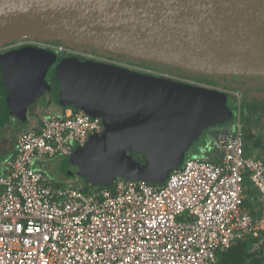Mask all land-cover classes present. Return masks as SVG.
Returning <instances> with one entry per match:
<instances>
[{
	"label": "water",
	"instance_id": "1",
	"mask_svg": "<svg viewBox=\"0 0 264 264\" xmlns=\"http://www.w3.org/2000/svg\"><path fill=\"white\" fill-rule=\"evenodd\" d=\"M24 37L196 76L264 78V0H0V46ZM47 93L102 119L104 132L71 156L77 176L100 188L118 178L164 184L206 130L234 118L219 90L36 46L0 55L7 117L26 120Z\"/></svg>",
	"mask_w": 264,
	"mask_h": 264
},
{
	"label": "built area",
	"instance_id": "2",
	"mask_svg": "<svg viewBox=\"0 0 264 264\" xmlns=\"http://www.w3.org/2000/svg\"><path fill=\"white\" fill-rule=\"evenodd\" d=\"M39 44L58 55L219 90L235 96L239 110L234 130L216 136L219 163L196 156L162 185L118 178L110 188L89 184L88 191L79 177L53 184L35 165L45 156L71 157L104 132L102 119L74 109L44 117L40 130L17 136L0 175V264H219V253L239 241L257 239L255 248L264 247V160L246 154L241 91L30 37L8 45ZM246 177L260 193L256 216L245 205Z\"/></svg>",
	"mask_w": 264,
	"mask_h": 264
},
{
	"label": "trees",
	"instance_id": "3",
	"mask_svg": "<svg viewBox=\"0 0 264 264\" xmlns=\"http://www.w3.org/2000/svg\"><path fill=\"white\" fill-rule=\"evenodd\" d=\"M54 43V42H52ZM112 57L117 58V59H123L126 61H129L133 64L139 65V66H143V67H148V68H153L156 70H160V71H164V72H168V73H174V74H178L181 76H186L192 79H195L197 81L209 84L211 86L214 87H218V88H224V89H232V86H238L244 93H246V97H244L242 99L241 105H240V116H241V124H242V129H243V136H244V140L246 142V147L249 148L250 144H253L255 148H264V135H263V131H264V99H262L260 96L262 95L261 93L264 92V86L261 84H257L254 83L251 86H244V88L239 85V84H235L233 83V80L235 78H240L243 80L248 79H253V78H261L264 80L263 77H259V76H254V77H245V76H236V75H232V76H212V75H194L193 73H188L185 71H181L179 69H172L169 67H165V66H160L158 64H154V63H150L147 61H142V60H128L126 58H122L121 56H117L114 54H111ZM53 69L51 70L50 74L48 75V81L50 83H52L53 80V75H52ZM250 91H255L257 92V94L255 96H251L249 95L248 92ZM46 95H50L49 96V103L48 106H52V104L58 106L57 104V99L56 97L51 94V93H47ZM45 95V96H46ZM264 95V94H263ZM231 98L232 96L229 95V100H228V105L230 107V109L233 111L234 113V118L232 121H230L227 124L224 125H218L216 127L210 128L208 130H206L204 133H209V135L213 138V145L215 144V139L216 136L219 132L221 131H233L234 127H235V123H236V117H237V113L239 110L238 104L236 103V101L231 102ZM38 105V101L36 102L35 105L31 106L29 108V112L27 115V119L26 120H22L19 119L21 121V124L26 125L29 122V116L33 117L34 113H33V108H35ZM63 111L61 112V114H64V112L67 109H73V107H64V108H60ZM203 133V134H204ZM197 155H195L194 153H189L187 154L186 160L191 159L196 157ZM134 158L141 163H145L146 162V157L144 155H136L134 156ZM76 175H74L73 178ZM85 184L83 185V189L84 191H88L89 189V183L88 181L85 179ZM100 188V187H98ZM245 188H246V193L249 195V193L251 194L252 192V185L251 182L249 180L248 177L245 178ZM245 205L247 207H249V200L245 199ZM253 215L256 216V213L254 211H252ZM258 240L257 239H248L245 241H239L237 242L235 245H233L229 250H226L224 252L219 253L218 258H219V264H264V252H263V248H256V252H252L249 253V251L245 250V247H247L248 245H253L256 244ZM236 251H240L241 253L239 254L240 256L237 257L236 262L234 263V260L232 262H229L231 257V254L235 253Z\"/></svg>",
	"mask_w": 264,
	"mask_h": 264
},
{
	"label": "rangeland",
	"instance_id": "4",
	"mask_svg": "<svg viewBox=\"0 0 264 264\" xmlns=\"http://www.w3.org/2000/svg\"><path fill=\"white\" fill-rule=\"evenodd\" d=\"M72 48H75L74 45L71 46ZM60 56H62L60 54ZM50 95H44L39 101L38 105L33 108V113L35 114V117L38 118L39 120H42L44 117L48 116L47 111L44 109L45 107V102L49 98ZM264 99V97H263ZM236 101V97L232 96L231 102ZM237 103V101H236ZM49 110H52V112L60 110V108L54 104L50 106ZM61 114V113H57ZM31 117L29 116V122H30ZM264 124V123H263ZM18 126H20L19 123H17V120L10 116H6L2 109H0V147L3 145V136L8 137L11 139L12 137L14 138L15 131L18 129ZM264 132V131H263ZM264 135V133H263ZM255 147L253 144L249 145V149L253 150ZM189 153H194L197 156L201 157H206L213 159L217 155H220V152L216 149L215 144L213 145V138L209 135V133H204L200 137V139L191 147L189 150ZM8 156L4 155L2 151H0V165H3L6 163ZM35 169H42L47 177L51 180L53 184H56L58 186H64L70 183H74L76 178H73L74 175L75 177H79L78 183H81L82 185L85 184V179L81 178L80 176H77L76 174V167L75 164L72 160L71 157H66L62 155H57L55 157H49L45 156L36 163ZM64 184V185H63ZM255 192L259 193L256 188H254ZM260 195V193H259ZM257 244V243H256ZM263 252H264V247ZM246 251H249V253L256 252L255 244L253 245H248L245 247ZM241 252L236 251L235 253L231 254V259L229 262H232L234 260V263L236 262V259L238 256H240ZM249 264V262H248Z\"/></svg>",
	"mask_w": 264,
	"mask_h": 264
},
{
	"label": "crops",
	"instance_id": "5",
	"mask_svg": "<svg viewBox=\"0 0 264 264\" xmlns=\"http://www.w3.org/2000/svg\"><path fill=\"white\" fill-rule=\"evenodd\" d=\"M49 103V98L47 99V101L45 102V107L44 109L47 111L48 115L49 114H56L59 112L61 113L63 110H57L52 112V110H49L50 106H48ZM17 120V123L20 124V126H18V129L15 131V135L14 138L12 137L11 139H9L6 136H3V145L2 147H0V151H2L4 153V155H7L8 158L6 160V162L8 160H10L14 154H15V150H16V139L17 136L23 132V131H29V130H40V126H41V120H39L38 118L35 117V114L33 115V117H31L30 122H28L26 125L21 124V121L19 120V118L12 116ZM246 154L248 156L254 157V158H258V159H262L264 160V148H254L253 150H250L249 148L246 147ZM206 158V157H205ZM210 159V158H208ZM215 163H219L221 161V154L217 155L215 158L210 159ZM7 169H6V163L3 165H0V175H4L6 173ZM64 185V184H63ZM249 200V209L251 211H255L256 209L261 207V202H260V195L259 193L255 192L254 189H252L251 194L249 193L246 194V200Z\"/></svg>",
	"mask_w": 264,
	"mask_h": 264
},
{
	"label": "flooded vegetation",
	"instance_id": "6",
	"mask_svg": "<svg viewBox=\"0 0 264 264\" xmlns=\"http://www.w3.org/2000/svg\"><path fill=\"white\" fill-rule=\"evenodd\" d=\"M56 43H52V45H55ZM12 45H14V44H12ZM27 46H30V45H26V46H20V47H12V46H10V45H7V46H4V47H2L1 48V51H0V55L1 54H5V53H8V52H11V51H13V50H18V49H21V48H24V47H27ZM36 47H41V48H44L43 46H41L40 44L39 45H36ZM59 57H61V58H64V57H69V55H62V56H60L59 55ZM83 60V59H82ZM233 83H235V84H239V85H241L243 88H244V86L246 87V86H251L252 84H254V83H257V84H262L263 86H264V80L263 79H261V78H258V77H256V78H253V79H246V80H243V79H240V78H235L234 80H233ZM242 92V91H241ZM249 93V95H251V96H255L256 94H257V92H255V91H250V92H248ZM242 94H243V98L244 97H246V93H244V92H242ZM262 95L264 94V92L263 93H261ZM261 95V96H262ZM260 96V97H261ZM263 99V98H262Z\"/></svg>",
	"mask_w": 264,
	"mask_h": 264
}]
</instances>
